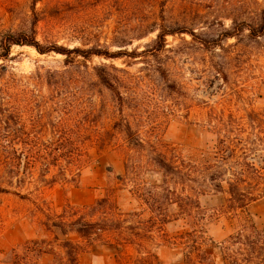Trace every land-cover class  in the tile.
Returning a JSON list of instances; mask_svg holds the SVG:
<instances>
[{
    "label": "rangeland",
    "instance_id": "obj_1",
    "mask_svg": "<svg viewBox=\"0 0 264 264\" xmlns=\"http://www.w3.org/2000/svg\"><path fill=\"white\" fill-rule=\"evenodd\" d=\"M35 23L43 46L116 57L0 60V264H223L226 241L249 259L264 197L235 212L160 161L199 159L225 125L264 132V0H0V45ZM104 199L116 219L91 210ZM80 216L111 228L53 226Z\"/></svg>",
    "mask_w": 264,
    "mask_h": 264
},
{
    "label": "trees",
    "instance_id": "obj_2",
    "mask_svg": "<svg viewBox=\"0 0 264 264\" xmlns=\"http://www.w3.org/2000/svg\"><path fill=\"white\" fill-rule=\"evenodd\" d=\"M169 33L163 29L157 35V42L164 43ZM18 46H32L41 54L55 52L66 57H82L89 59L93 56L114 58L116 55L109 51H101L100 49H81L67 48L58 45L43 46L37 39L36 23L34 28L29 32L8 34L2 40L0 45V60L7 59L10 55L11 48ZM104 78V77H103ZM238 129L229 125H225L220 131V137L217 142L206 150L199 153V159H188L170 162L163 157L160 161V167L165 171L167 177L170 175L178 178H186L188 182L197 184L206 190H214L217 192H226L228 194L229 208L233 211H242L251 203L264 197V132L259 131L255 134V138L244 136L245 132L238 134ZM190 203L194 198L190 195L186 197ZM189 207V204H188ZM115 208L108 199H104L91 207V210L102 212L108 220L116 219L113 214ZM64 212L62 217L65 220L68 217ZM70 214V213H69ZM73 214V216H75ZM71 216V215H69ZM117 222V221H111ZM108 221L91 222L84 220V216L78 219L68 221H60L54 224L62 235L67 232H75L81 238L90 242L91 240L101 238L103 234L111 228ZM67 228L68 231H67ZM114 229H120L121 224L116 223ZM248 237L251 241L248 244L249 259L241 261L235 257L234 245L229 241L221 245L223 255V264H264V231H259L255 227L247 229ZM66 256L71 263H77L79 252L76 248L66 245ZM244 250V249H243Z\"/></svg>",
    "mask_w": 264,
    "mask_h": 264
}]
</instances>
